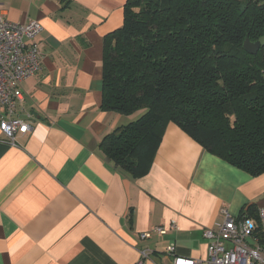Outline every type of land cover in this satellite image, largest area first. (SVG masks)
Returning <instances> with one entry per match:
<instances>
[{
    "label": "crops",
    "instance_id": "1",
    "mask_svg": "<svg viewBox=\"0 0 264 264\" xmlns=\"http://www.w3.org/2000/svg\"><path fill=\"white\" fill-rule=\"evenodd\" d=\"M127 1L0 0L5 18L42 26V69L15 109L31 130L14 143L0 134V264H174L172 246L205 261V230L225 212L264 207V173L212 155L174 123L142 177L102 154L103 138L135 120L102 109L105 40ZM156 227L166 233L140 237Z\"/></svg>",
    "mask_w": 264,
    "mask_h": 264
},
{
    "label": "trees",
    "instance_id": "2",
    "mask_svg": "<svg viewBox=\"0 0 264 264\" xmlns=\"http://www.w3.org/2000/svg\"><path fill=\"white\" fill-rule=\"evenodd\" d=\"M263 36L264 0H128L105 40L102 109L144 113L103 138L105 158L146 175L174 123L212 155L264 173V47L243 48Z\"/></svg>",
    "mask_w": 264,
    "mask_h": 264
},
{
    "label": "built area",
    "instance_id": "3",
    "mask_svg": "<svg viewBox=\"0 0 264 264\" xmlns=\"http://www.w3.org/2000/svg\"><path fill=\"white\" fill-rule=\"evenodd\" d=\"M42 31L38 21L15 23L0 12V134L14 143L18 134H26L31 125L15 116V109L23 100L22 82L42 69V50L37 36ZM3 139V140H5ZM225 219L214 229L203 232L208 242L205 261L175 256V247L166 250L174 264H264V207L258 211V221L250 216ZM171 224L170 228H175ZM164 235L166 229L156 227L140 235L149 239L152 234ZM150 254L142 250V260ZM138 264H142L139 262Z\"/></svg>",
    "mask_w": 264,
    "mask_h": 264
},
{
    "label": "water",
    "instance_id": "4",
    "mask_svg": "<svg viewBox=\"0 0 264 264\" xmlns=\"http://www.w3.org/2000/svg\"><path fill=\"white\" fill-rule=\"evenodd\" d=\"M261 47H264V36L261 37L257 42H252L249 40V38H246L243 43L244 50L252 55H256Z\"/></svg>",
    "mask_w": 264,
    "mask_h": 264
},
{
    "label": "rangeland",
    "instance_id": "5",
    "mask_svg": "<svg viewBox=\"0 0 264 264\" xmlns=\"http://www.w3.org/2000/svg\"><path fill=\"white\" fill-rule=\"evenodd\" d=\"M143 113H144V110L138 111V112L132 114V118H135V120H136V119L139 118Z\"/></svg>",
    "mask_w": 264,
    "mask_h": 264
}]
</instances>
